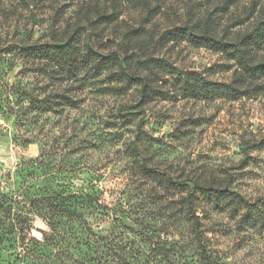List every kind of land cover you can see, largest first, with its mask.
Segmentation results:
<instances>
[{"label":"rangeland","instance_id":"1","mask_svg":"<svg viewBox=\"0 0 264 264\" xmlns=\"http://www.w3.org/2000/svg\"><path fill=\"white\" fill-rule=\"evenodd\" d=\"M110 1L1 0L0 42L8 48L28 36L46 41L56 9L64 14L56 26L61 30L82 14L81 6ZM193 2L204 4L161 0L164 14L147 28L158 32L168 24L167 16L182 15ZM142 12L132 5L123 8L124 28L138 26ZM243 12L235 7L229 22L242 21ZM99 40L107 44L105 52L120 42L110 31ZM162 54L213 80H227L234 70L222 54L188 43L169 45ZM8 58L0 59L3 84L46 86L42 77L20 75L22 63L11 66ZM100 86L85 89L80 109L41 118L47 143L53 141L50 134L59 133L57 153L44 162L39 143L24 144L14 117L0 116V264H205L195 218L212 264H264V89L234 100H157L136 130L137 120L129 126L115 123L119 104L133 102L136 91L120 98L101 93ZM137 135L146 138L140 146L149 166L183 184L192 180L238 193L256 208L255 222L241 218L246 209L200 191L194 193L193 214L187 212L180 204L186 190L145 177L132 163L127 148ZM65 209L77 217L62 214Z\"/></svg>","mask_w":264,"mask_h":264},{"label":"trees","instance_id":"2","mask_svg":"<svg viewBox=\"0 0 264 264\" xmlns=\"http://www.w3.org/2000/svg\"><path fill=\"white\" fill-rule=\"evenodd\" d=\"M203 2L202 5L193 2L186 6L183 14L174 19L167 16L168 24L158 32L147 28V25L164 14L161 0H155L153 6L148 0H111L108 4L84 5L80 7L83 12L75 22L61 30L56 26L64 14L60 15V10L56 9L48 40L42 42L28 36V40L8 48L0 42V59L9 56L7 61L11 66L20 61V75L26 77L32 73V77H42L41 81H47L46 86L40 88L35 83L25 85L19 82L9 86L0 81V116L14 117L17 127L26 134L22 136L24 144L39 143V158L44 162L57 153L59 133L50 134L53 141L47 143V132L42 134L41 118L80 109L81 95L97 82L104 85L100 86L101 93L120 98L131 90L136 91V99L131 103L121 102L115 115V123L119 126L133 125L137 120L136 130H140L141 116L157 100L172 97L234 100L249 94H260L264 89V0ZM128 5L142 9L143 15L138 26L124 28L120 17L123 8ZM198 5L197 10L195 7ZM238 6L244 9L240 17L242 21L231 23L229 13ZM3 15L4 10L0 7V17ZM245 22L250 26L233 30ZM107 31L120 42L117 49L105 52L107 44L99 39ZM176 43H188L195 48L222 54L233 63L234 70L227 80L219 81L204 76L202 72L181 69L162 54L164 48ZM230 69L228 66L224 72ZM48 87H51L50 90ZM144 140L145 137L137 135L135 141L129 143L127 155L143 176L168 182L179 188L181 193L186 190L180 204L187 212L193 214L194 193L200 191L216 201H226L239 211L246 209L241 218L246 223L255 222L251 217L256 215V208L238 193L201 186L192 180L183 184V181L171 178L164 169L149 166L140 146ZM148 141L154 140L149 137ZM259 145L260 142L255 144ZM65 200L62 199V202ZM61 213L77 217L76 212L67 209L61 210ZM194 228L202 249L201 259L205 264H212L207 251L201 246L197 218Z\"/></svg>","mask_w":264,"mask_h":264}]
</instances>
